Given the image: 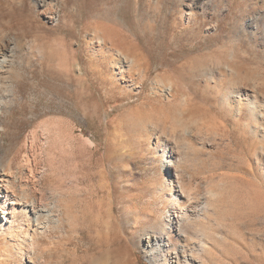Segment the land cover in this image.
I'll use <instances>...</instances> for the list:
<instances>
[{
    "label": "rangeland",
    "instance_id": "374dc122",
    "mask_svg": "<svg viewBox=\"0 0 264 264\" xmlns=\"http://www.w3.org/2000/svg\"><path fill=\"white\" fill-rule=\"evenodd\" d=\"M0 172V264H264V0H0Z\"/></svg>",
    "mask_w": 264,
    "mask_h": 264
},
{
    "label": "bare ground",
    "instance_id": "6f19581e",
    "mask_svg": "<svg viewBox=\"0 0 264 264\" xmlns=\"http://www.w3.org/2000/svg\"><path fill=\"white\" fill-rule=\"evenodd\" d=\"M10 167H8V169H9ZM10 171V170H9ZM165 173H166V176H165V182H164V186L166 187V188H168V187H171V179H169V176H170V170L167 168V169H165ZM11 177V175L9 174V173H5V172H3V173H1L0 172V184H3V183H7V182H9L8 181V179L7 178H10ZM163 184V183H162ZM5 187H8L7 185L5 186ZM13 193V192H12ZM177 195L178 194H175V197H177ZM174 203L172 202V209L171 210H169V211H171V212H168V215H167V219H168V221L169 222H172L173 220H175V218L177 217V214L175 213V211H174ZM0 212L1 213H4L5 212V207L3 206V205H1L0 206ZM163 222V221H162Z\"/></svg>",
    "mask_w": 264,
    "mask_h": 264
}]
</instances>
